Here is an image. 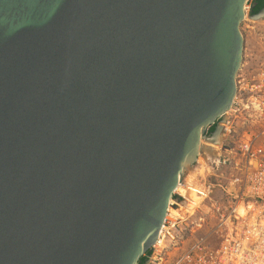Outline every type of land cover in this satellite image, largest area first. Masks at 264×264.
Segmentation results:
<instances>
[{
    "label": "water",
    "instance_id": "obj_1",
    "mask_svg": "<svg viewBox=\"0 0 264 264\" xmlns=\"http://www.w3.org/2000/svg\"><path fill=\"white\" fill-rule=\"evenodd\" d=\"M247 1L0 0V264H139L236 97Z\"/></svg>",
    "mask_w": 264,
    "mask_h": 264
},
{
    "label": "built area",
    "instance_id": "obj_2",
    "mask_svg": "<svg viewBox=\"0 0 264 264\" xmlns=\"http://www.w3.org/2000/svg\"><path fill=\"white\" fill-rule=\"evenodd\" d=\"M242 71L231 108L201 135L205 148L220 131L217 154L205 157L193 184L180 182L169 205L181 210L178 220L168 209L144 264H264V61L250 75Z\"/></svg>",
    "mask_w": 264,
    "mask_h": 264
},
{
    "label": "rangeland",
    "instance_id": "obj_3",
    "mask_svg": "<svg viewBox=\"0 0 264 264\" xmlns=\"http://www.w3.org/2000/svg\"><path fill=\"white\" fill-rule=\"evenodd\" d=\"M242 32L245 38V50H244V61H243L244 67L242 66V70H243L242 73H246L247 75H250L257 69V67H259V64L264 61V18H261L259 20L251 19L244 21L242 24ZM222 141H223V136L220 133L219 134L217 133L213 137V142H210L209 146L207 147L216 146L218 148ZM206 148L201 149L200 155L201 154L203 155L204 149ZM216 149L214 150L216 151ZM215 151L213 154H217L215 153ZM213 154H208V156H211ZM205 156L206 155H203L202 159L199 157L200 166L196 165L193 169H191L190 167L187 169L183 177L187 179L186 182L191 181L192 183V178L194 177L193 175L198 174L199 170L201 171L203 170L202 162H205L207 158V157L205 158ZM190 177L192 178L190 179ZM188 186L192 187L191 184H188ZM184 194L187 195L186 197H189L188 192L187 193L184 192ZM194 196L196 197V195ZM194 196L189 197V199L191 200L195 199V201H197V197L194 198ZM197 205L195 204V207ZM186 206L187 204L184 206L185 209ZM170 213L174 217L178 216V211H175L173 208L170 209Z\"/></svg>",
    "mask_w": 264,
    "mask_h": 264
},
{
    "label": "trees",
    "instance_id": "obj_4",
    "mask_svg": "<svg viewBox=\"0 0 264 264\" xmlns=\"http://www.w3.org/2000/svg\"><path fill=\"white\" fill-rule=\"evenodd\" d=\"M264 9V0H254L253 6H252V12L251 15H257ZM214 131V129H213ZM146 261L145 258H142L139 262V264H144Z\"/></svg>",
    "mask_w": 264,
    "mask_h": 264
},
{
    "label": "bare ground",
    "instance_id": "obj_5",
    "mask_svg": "<svg viewBox=\"0 0 264 264\" xmlns=\"http://www.w3.org/2000/svg\"><path fill=\"white\" fill-rule=\"evenodd\" d=\"M246 6H247V3H246ZM245 9H246V7H245ZM243 24V23H242ZM241 29H242V25H241ZM243 33V32H242ZM232 106V105H231ZM231 108V107H230ZM217 134V133H216ZM215 134V135H216ZM218 146V145H217ZM213 146H211V147H205L206 149H204V152L205 153H203V155H206L205 157H207L208 156V154H213L214 153V149H216L217 147L216 146H214L213 148H212ZM203 151V150H202ZM201 152V151H200ZM202 155V154H201ZM201 155H200V153H199V155H198V158L200 157L201 159H202V157H203V155H202V157H201ZM204 160V159H203ZM192 184H193V182H192ZM191 184V185H192ZM187 196V195H186ZM192 196H194V195H192ZM194 198H196L195 196H194ZM174 199H172L171 201H173ZM192 203V202H191ZM196 205H197V203H195ZM195 204H194V207H195ZM183 205V204H182ZM171 208H173V207H171V206H169V209H171ZM184 208V207H183ZM174 209V208H173ZM175 211H177L176 209H174ZM180 211L181 210H179V212L178 213H180ZM171 214V213H170ZM171 216L175 219V221H177L178 220V216L177 217H174L172 214H171ZM174 221V222H175Z\"/></svg>",
    "mask_w": 264,
    "mask_h": 264
}]
</instances>
